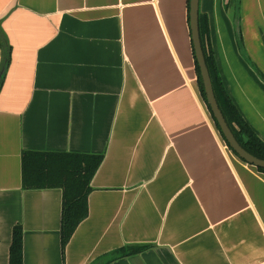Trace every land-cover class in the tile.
<instances>
[{
    "label": "crops",
    "instance_id": "crops-1",
    "mask_svg": "<svg viewBox=\"0 0 264 264\" xmlns=\"http://www.w3.org/2000/svg\"><path fill=\"white\" fill-rule=\"evenodd\" d=\"M224 90L264 143V0H199ZM0 264H264V174L203 102L188 0H0ZM193 47V45H192ZM0 49V70L3 62ZM22 151L98 155L64 250L62 191L25 190Z\"/></svg>",
    "mask_w": 264,
    "mask_h": 264
},
{
    "label": "trees",
    "instance_id": "trees-1",
    "mask_svg": "<svg viewBox=\"0 0 264 264\" xmlns=\"http://www.w3.org/2000/svg\"><path fill=\"white\" fill-rule=\"evenodd\" d=\"M198 23L201 46L219 109L240 146L252 156L264 160V143L243 120L224 90L210 46L206 17L199 14ZM0 49L3 50L4 55L0 70L1 89L3 77L9 62L8 45L1 38ZM191 50L194 58L199 93L211 115L209 106L206 103L202 80L194 57L192 45ZM211 118L224 141L212 115ZM101 161V156L90 154L35 151H22L21 153V179L23 189H60L62 191L59 231L62 251L78 225L87 217V198L91 191L90 182ZM257 171L264 174V170L262 169H257ZM142 249H144V247H129L127 249H122L111 255L107 260H103L101 264H107L120 257L137 254ZM8 264H23V230L20 225H16L12 229Z\"/></svg>",
    "mask_w": 264,
    "mask_h": 264
},
{
    "label": "water",
    "instance_id": "water-1",
    "mask_svg": "<svg viewBox=\"0 0 264 264\" xmlns=\"http://www.w3.org/2000/svg\"><path fill=\"white\" fill-rule=\"evenodd\" d=\"M199 0H189V29L191 35V42L193 45L194 57L199 69L200 77L202 80L203 91L206 99V103L209 106L211 115L215 120L221 135L224 138V142L228 148L244 163L253 166L257 169L264 170V160L258 159L247 151H245L235 139L229 126L227 125L222 112L219 109L217 101L214 96L211 79L209 76L208 68L204 58L200 35H199Z\"/></svg>",
    "mask_w": 264,
    "mask_h": 264
}]
</instances>
